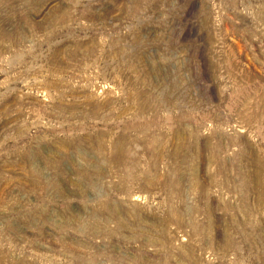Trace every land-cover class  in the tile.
Returning a JSON list of instances; mask_svg holds the SVG:
<instances>
[{"label":"rangeland","instance_id":"1","mask_svg":"<svg viewBox=\"0 0 264 264\" xmlns=\"http://www.w3.org/2000/svg\"><path fill=\"white\" fill-rule=\"evenodd\" d=\"M0 264H264V0H0Z\"/></svg>","mask_w":264,"mask_h":264}]
</instances>
